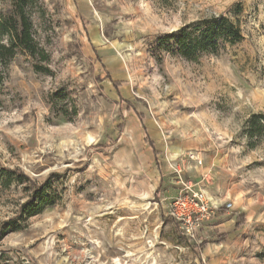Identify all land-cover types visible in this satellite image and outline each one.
Returning <instances> with one entry per match:
<instances>
[{"label":"rangeland","instance_id":"rangeland-1","mask_svg":"<svg viewBox=\"0 0 264 264\" xmlns=\"http://www.w3.org/2000/svg\"><path fill=\"white\" fill-rule=\"evenodd\" d=\"M28 12L48 60L18 50L0 64V167L25 177L0 184V264H264V138L250 148L243 133L264 113V0H36ZM219 16L243 39L218 54L187 60L159 43ZM181 179L232 203L194 239L168 215ZM47 181L55 204L23 217Z\"/></svg>","mask_w":264,"mask_h":264},{"label":"trees","instance_id":"trees-1","mask_svg":"<svg viewBox=\"0 0 264 264\" xmlns=\"http://www.w3.org/2000/svg\"><path fill=\"white\" fill-rule=\"evenodd\" d=\"M11 7L7 13L0 14V64H7L18 50L26 51L30 56L40 54L43 61L48 55L39 48L32 32V22L28 9L36 0H8ZM243 35L239 25L227 16L204 18L195 23H189L177 31L167 34L159 39V43L173 45L176 52L187 60H197L202 54H218L226 43L240 42ZM48 71L47 68H44ZM113 84L118 87L119 82ZM127 109H133L127 104ZM142 121L143 115L135 112ZM121 130V129H120ZM243 133L248 140L250 148L255 147L254 141L264 138V113H252L244 122ZM145 141L152 146L148 135ZM155 151V150H154ZM156 153V152H155ZM25 177L16 170L0 167V184L9 187L14 183H23ZM29 199L21 205L23 217H32L42 213L46 208L55 204L54 190L49 182L41 185H32ZM159 189L156 190L155 197ZM264 259V248L260 254Z\"/></svg>","mask_w":264,"mask_h":264},{"label":"built area","instance_id":"built-area-1","mask_svg":"<svg viewBox=\"0 0 264 264\" xmlns=\"http://www.w3.org/2000/svg\"><path fill=\"white\" fill-rule=\"evenodd\" d=\"M168 209V215L175 220L182 234L188 239H194L196 232L209 221L219 207L230 208L231 202H220L207 190L204 183L194 184L181 179Z\"/></svg>","mask_w":264,"mask_h":264},{"label":"crops","instance_id":"crops-1","mask_svg":"<svg viewBox=\"0 0 264 264\" xmlns=\"http://www.w3.org/2000/svg\"><path fill=\"white\" fill-rule=\"evenodd\" d=\"M134 113H135V111H134ZM138 120H139V119H138ZM143 128H144V127H143ZM144 141H145V138H144ZM161 180H162V179L159 180L158 186L156 187V189H155V191H154V195H155V194H156V193H155L156 190L159 189V192L157 193V197H158V198H157V201H159V194H160V191H161ZM177 183H178V182H177ZM178 187H179V186H177V188L175 189V192L177 191Z\"/></svg>","mask_w":264,"mask_h":264},{"label":"snow or ice","instance_id":"snow-or-ice-1","mask_svg":"<svg viewBox=\"0 0 264 264\" xmlns=\"http://www.w3.org/2000/svg\"><path fill=\"white\" fill-rule=\"evenodd\" d=\"M4 229H9V224L7 221L0 222V230H4Z\"/></svg>","mask_w":264,"mask_h":264}]
</instances>
